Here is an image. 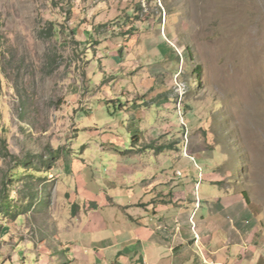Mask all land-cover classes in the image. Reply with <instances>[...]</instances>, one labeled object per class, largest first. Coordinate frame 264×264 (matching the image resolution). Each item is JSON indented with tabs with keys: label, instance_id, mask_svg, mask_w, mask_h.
I'll return each mask as SVG.
<instances>
[{
	"label": "rangeland",
	"instance_id": "obj_1",
	"mask_svg": "<svg viewBox=\"0 0 264 264\" xmlns=\"http://www.w3.org/2000/svg\"><path fill=\"white\" fill-rule=\"evenodd\" d=\"M200 172L247 196L264 264V0H0V264H72L141 178L165 201Z\"/></svg>",
	"mask_w": 264,
	"mask_h": 264
},
{
	"label": "crops",
	"instance_id": "obj_2",
	"mask_svg": "<svg viewBox=\"0 0 264 264\" xmlns=\"http://www.w3.org/2000/svg\"><path fill=\"white\" fill-rule=\"evenodd\" d=\"M199 186L200 206H196V189L192 192L173 189V196L157 198L158 177L141 178L138 188L142 196L124 202L127 207L126 231L115 234L111 241L102 240L97 247L79 249L72 264H259L255 248L257 219L243 192L230 188L225 177L203 174ZM172 179V178H171ZM199 181V180H198ZM203 181L207 183L204 185ZM190 182V180H189ZM188 182V183H189ZM167 187L177 184L171 181ZM197 184V182L195 183ZM232 186V185H231ZM200 190L202 193H200ZM135 191V190H132ZM149 195V197H146ZM139 201V202H138ZM142 205V208L137 206ZM138 209V214L127 210ZM195 213L196 243L190 217ZM89 219L81 230H92ZM78 229V226H77ZM84 244V243H83ZM75 246V247H76ZM83 254H81V252ZM76 253V252H75ZM257 255V256H256Z\"/></svg>",
	"mask_w": 264,
	"mask_h": 264
},
{
	"label": "built area",
	"instance_id": "obj_3",
	"mask_svg": "<svg viewBox=\"0 0 264 264\" xmlns=\"http://www.w3.org/2000/svg\"><path fill=\"white\" fill-rule=\"evenodd\" d=\"M180 89H181V87H180ZM184 151H185V154L187 156H189L190 158L194 159V156H192L188 152L187 143L184 146ZM200 177L201 178L203 177L201 172H200ZM199 186H200V180L197 181V184L195 186V189H196V206H197V208L200 206V203H201V198L199 196ZM194 218H195V213H193L191 215V217H190V224H191V228H192V230L194 232V235H195V241H196V243H198L199 242V239H200V236H199V234L196 231V221L194 220Z\"/></svg>",
	"mask_w": 264,
	"mask_h": 264
},
{
	"label": "trees",
	"instance_id": "obj_4",
	"mask_svg": "<svg viewBox=\"0 0 264 264\" xmlns=\"http://www.w3.org/2000/svg\"><path fill=\"white\" fill-rule=\"evenodd\" d=\"M4 148H6L7 149V144H6V142H4ZM15 178V176L13 175V176H11V179H14ZM245 197L247 198V196L245 195ZM8 207H9V205H7V209H8Z\"/></svg>",
	"mask_w": 264,
	"mask_h": 264
},
{
	"label": "bare ground",
	"instance_id": "obj_5",
	"mask_svg": "<svg viewBox=\"0 0 264 264\" xmlns=\"http://www.w3.org/2000/svg\"><path fill=\"white\" fill-rule=\"evenodd\" d=\"M256 119V118H255ZM259 119V118H258ZM250 122V121H249Z\"/></svg>",
	"mask_w": 264,
	"mask_h": 264
}]
</instances>
